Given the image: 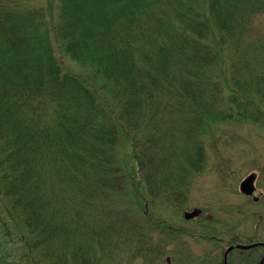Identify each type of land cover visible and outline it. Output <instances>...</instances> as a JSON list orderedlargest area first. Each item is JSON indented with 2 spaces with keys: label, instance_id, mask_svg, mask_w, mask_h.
<instances>
[{
  "label": "trees",
  "instance_id": "obj_1",
  "mask_svg": "<svg viewBox=\"0 0 264 264\" xmlns=\"http://www.w3.org/2000/svg\"><path fill=\"white\" fill-rule=\"evenodd\" d=\"M209 1L208 14L220 17L224 31L216 34V44L232 43L235 48L239 44L234 42L246 35L239 33L244 21L264 5V0ZM57 2L60 10L53 21L51 6L19 10L17 1L0 0V201L6 216L0 217V235L10 237L9 225H23L32 237V264L66 261L65 257L56 262L44 257L56 233L71 244L70 250L77 242L74 229L80 225L81 214L76 213L79 223L69 227L59 208L64 206L63 196L56 193L78 196L83 205L97 210L100 206V226L85 228L100 247L107 245L103 243L107 229L101 224H113L112 218L117 223L122 220L113 202L127 193L117 162L122 147L130 150L136 165L132 189L145 196L138 208L145 224L128 217L137 230L135 237H141L142 230L158 229L156 225L169 228L148 212L149 206L160 200L175 209L182 197L175 185L183 180L168 176H186V167L197 164L191 154L179 159L183 151L174 146V138L167 142L171 125L180 123L185 141L197 142L207 120L217 118V96L204 74L212 70L217 56L202 40L207 35L197 10L191 9L187 24L173 33L172 20H186V11L179 7L183 0ZM200 15L207 18L206 12ZM188 30L193 33H185ZM61 54L90 67L91 72L87 76L73 72ZM205 86H212L209 99H204ZM108 87L111 99L104 93ZM166 96L170 103L163 106ZM165 110L175 118L182 114L183 119L171 122L167 117L162 123L159 112ZM169 143L170 150L165 152ZM49 175L57 184H51ZM121 228L113 226L110 231L123 237L125 227ZM80 245L70 254L82 252ZM39 249L42 253L31 254Z\"/></svg>",
  "mask_w": 264,
  "mask_h": 264
},
{
  "label": "rangeland",
  "instance_id": "obj_2",
  "mask_svg": "<svg viewBox=\"0 0 264 264\" xmlns=\"http://www.w3.org/2000/svg\"><path fill=\"white\" fill-rule=\"evenodd\" d=\"M18 4L16 6L19 10H25L30 8V5L34 6H51V13L53 21L57 20L59 14V4L57 0H52V3L46 4L47 0H14ZM48 2V1H47ZM209 0H183L179 4L183 10L186 11V20L182 19L183 22L178 20H172L171 28H181L180 25H186L188 17L192 16L194 11L197 10L199 16L197 19L202 21L201 25L204 27L207 38L204 37L202 40L214 49L216 54V62L211 71H205L204 74L208 75V80L211 85L213 84V93L217 96L214 116L217 118H211L205 123V129L199 132L197 135V142L185 141L183 133H179L178 125H171L172 131L167 137L168 139L174 138V146L178 151L182 150L183 154L179 155V159L186 160L185 154L192 155L191 161L197 163L196 167L188 168L187 174H173L168 176L171 179L182 178L183 182L177 183L175 186L179 187L178 193H182L181 199L177 203V207L171 208L164 201L157 200L155 205L149 206L148 212L153 213L155 216L160 217L165 223L176 225L186 229L187 227L193 230V237L195 238V247L199 251H195L196 254H202L204 244L201 238L207 233V226L211 225L215 221H211L210 218L205 219V210L207 209L211 213L217 211L218 218H224L225 216L220 210L225 211V207H228L226 203L230 198L234 197L230 194L232 192V186L234 182L241 179L247 173L252 172L254 168L261 170L262 177H259L260 188L264 190V5L258 7V10L251 13L248 19L244 21V30L239 33H246L235 41V44H239L236 48L230 43L216 44V34L224 33L221 31L220 17L214 12H211V16L208 14V3ZM46 4V5H45ZM206 12V19L200 14ZM169 16L172 12L167 10ZM51 32V31H50ZM185 33H193L188 30ZM53 33H49L50 38ZM231 42V41H230ZM217 45V46H216ZM53 50L56 56H59V49L53 45ZM64 65L70 67L75 73H81L87 76L91 72V68L84 66L80 63L69 60L65 55L61 54ZM100 84L101 79L97 80ZM212 90L211 87L205 86L204 88V99H209ZM110 87L104 91L105 95L111 99L112 95L109 93ZM162 105L167 106L170 103L169 97H163ZM162 116V123L167 117H171L170 121L182 120L181 118H175L172 116V111L166 113L159 112ZM175 114V113H174ZM192 115V114H191ZM176 116V115H175ZM186 126V125H185ZM187 128V127H186ZM171 137V138H170ZM171 143L166 148L165 152L170 150ZM200 148V149H199ZM192 149V153L190 152ZM117 162L126 178V195L121 199L117 198L113 204L117 206L121 211L122 220L118 223L112 218V223L101 224V227L107 229V235L104 237L103 243L113 248L110 250L107 245L102 248L97 243V238H93L88 230L96 229L100 226L97 219L102 217V209L92 208L82 204V200L77 197H72L69 194L56 193L61 198L60 202L64 206L59 207L60 210L64 211L62 219L68 226L75 227V239L76 244H81L82 254L91 252V246L98 245V254H109L114 256L115 264H143L142 258L144 254L153 253L149 248L155 244L156 240L160 238L171 239V231L168 229H162L160 225L155 230H142L139 232L141 237H135V231L131 224L132 216L140 219L141 200H145V196L134 192L132 184L130 182L131 176L137 179V175H132L135 172L136 165L132 160L130 150L122 147L117 153ZM179 166V165H176ZM259 166V167H258ZM189 167H191L189 165ZM190 169V170H189ZM177 172V171H176ZM177 175V176H176ZM231 176L230 180H222V176ZM51 184H57L53 175H49ZM234 180V181H233ZM233 182V183H232ZM49 183V182H47ZM58 189V188H57ZM3 203V202H2ZM120 205V206H119ZM144 205V202H143ZM198 208L202 211L199 218L191 220L189 222L184 221L183 211L192 210ZM114 208V207H112ZM127 214H126V212ZM80 213V220L77 222L76 213ZM114 212L116 210L114 209ZM235 212V211H233ZM237 214V213H235ZM124 216V217H123ZM216 216V214H215ZM234 218V213L231 215ZM0 217L5 219L4 206L0 201ZM129 217V218H128ZM246 217V218H245ZM96 218V221H95ZM240 219V220H239ZM248 221L247 216H237L236 221L239 220ZM83 222V223H81ZM212 222V223H211ZM145 224V222L143 221ZM12 224V223H11ZM85 224V225H84ZM125 227L122 230L123 237L121 235L114 236L113 227ZM242 226V224H241ZM88 229H86V228ZM11 230V236L6 237L0 235V264H32L30 261V240L31 234L23 227L20 223L9 225ZM167 228V227H166ZM181 228V229H182ZM15 230V233L13 231ZM165 230V231H164ZM113 231V232H112ZM164 231V233L162 232ZM86 236L83 237V234ZM4 233V232H3ZM18 233V234H16ZM23 235V237L20 235ZM60 234V229H58ZM16 234V236H15ZM143 234L145 237H143ZM48 241L46 246V257L49 255V259H53L54 262L63 259L65 252L67 255H71L69 242L62 239L60 236L55 234ZM21 237L20 238L18 237ZM175 236V235H174ZM179 237H187L186 235H180ZM181 239V238H180ZM66 243H64V242ZM171 241V240H170ZM85 243L86 247L82 244ZM110 243V244H109ZM167 244L165 247L166 253L170 254L175 250V246ZM89 247V249H88ZM168 250V251H167ZM41 250H35L31 254H40ZM24 255H28L27 259ZM72 255H77L73 254ZM140 255L141 257H138ZM146 259V257H143ZM47 259V258H44ZM188 262V260H187ZM103 264H113L107 262ZM154 264H162V262H155Z\"/></svg>",
  "mask_w": 264,
  "mask_h": 264
},
{
  "label": "flooded vegetation",
  "instance_id": "obj_3",
  "mask_svg": "<svg viewBox=\"0 0 264 264\" xmlns=\"http://www.w3.org/2000/svg\"><path fill=\"white\" fill-rule=\"evenodd\" d=\"M252 168H254L252 172L235 181L234 186L231 185L232 192L230 194L234 199L230 198L226 202L228 207H225V211L220 210L225 216L224 218H218L217 211L211 213L204 209L205 219L210 218L211 221L214 220L215 222H211L212 224L207 226V233L203 236V239L201 238L204 244L201 255L195 253L199 250L194 249L195 238L191 228L184 229L176 225H170L169 228L173 233L171 239L160 238L155 241L154 245L149 244V246H153L150 249L154 253L144 254L143 257H146V259L138 255L142 258V263L264 264V190L260 188L259 182V177H262L261 170L255 167ZM250 174H253L251 184L248 185V188L240 189L242 180ZM231 176L223 175L222 180H230ZM198 210L197 217L184 221L189 222L199 218L202 211ZM185 212H188V210H184L183 215ZM233 213L234 218L232 219L231 215ZM237 216H247L248 221L244 219L240 222V219L236 221ZM180 235H186L187 237L182 238L179 237ZM171 242L175 246V250L167 254L165 247H168L167 244ZM97 252L98 245H93L91 246V253H80L77 255V259L69 255L62 264H103L108 261L115 264L114 256L109 254L99 255Z\"/></svg>",
  "mask_w": 264,
  "mask_h": 264
},
{
  "label": "water",
  "instance_id": "obj_4",
  "mask_svg": "<svg viewBox=\"0 0 264 264\" xmlns=\"http://www.w3.org/2000/svg\"><path fill=\"white\" fill-rule=\"evenodd\" d=\"M252 176H249L247 179H245L242 183H241V189H244V188H248V185L250 184V182L252 181ZM198 211L194 210L193 212L191 213H188V214H185V216L187 218H190V217H193L195 215H197Z\"/></svg>",
  "mask_w": 264,
  "mask_h": 264
}]
</instances>
